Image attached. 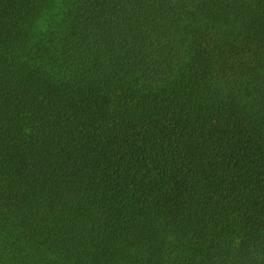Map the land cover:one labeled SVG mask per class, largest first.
<instances>
[{
	"label": "trees",
	"instance_id": "trees-1",
	"mask_svg": "<svg viewBox=\"0 0 264 264\" xmlns=\"http://www.w3.org/2000/svg\"><path fill=\"white\" fill-rule=\"evenodd\" d=\"M0 264H264V0H0Z\"/></svg>",
	"mask_w": 264,
	"mask_h": 264
}]
</instances>
